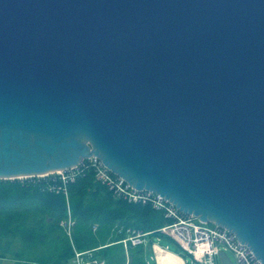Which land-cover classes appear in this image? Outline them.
<instances>
[{
	"label": "water",
	"instance_id": "obj_1",
	"mask_svg": "<svg viewBox=\"0 0 264 264\" xmlns=\"http://www.w3.org/2000/svg\"><path fill=\"white\" fill-rule=\"evenodd\" d=\"M91 157L264 264V0H0V180Z\"/></svg>",
	"mask_w": 264,
	"mask_h": 264
},
{
	"label": "trees",
	"instance_id": "obj_2",
	"mask_svg": "<svg viewBox=\"0 0 264 264\" xmlns=\"http://www.w3.org/2000/svg\"><path fill=\"white\" fill-rule=\"evenodd\" d=\"M52 182L0 180V263L73 264L77 250L91 251L104 264H150L152 248L125 249L121 241L127 228L149 232L150 240L165 236L159 229L171 220L162 210L115 198L92 167L68 183L67 195L51 191ZM69 212L75 221L71 236L61 226ZM155 252L157 264H183L166 249L155 246Z\"/></svg>",
	"mask_w": 264,
	"mask_h": 264
},
{
	"label": "built area",
	"instance_id": "obj_3",
	"mask_svg": "<svg viewBox=\"0 0 264 264\" xmlns=\"http://www.w3.org/2000/svg\"><path fill=\"white\" fill-rule=\"evenodd\" d=\"M86 160L87 164L84 160L79 166L67 171L21 178L33 179L31 181L52 178L50 190L61 191L67 195L68 183L75 181L87 167H92L95 169L97 179L108 187L115 198L129 203L151 204L154 208L162 210L171 223L163 226L159 231L175 240L199 264H221V250L230 251L236 258L235 264H262L256 259L251 249L241 243L230 230L212 223H203L192 215L184 214L158 194L133 188L123 178L105 167L98 158L91 157ZM57 181H61L62 185H57ZM74 224L75 221L70 212L61 222V226L69 236L72 234ZM126 234L127 237L121 241L125 249L129 246H145L150 233L127 228ZM183 263L186 264L184 260ZM73 264H104V261L92 258L91 251L75 250Z\"/></svg>",
	"mask_w": 264,
	"mask_h": 264
},
{
	"label": "rangeland",
	"instance_id": "obj_4",
	"mask_svg": "<svg viewBox=\"0 0 264 264\" xmlns=\"http://www.w3.org/2000/svg\"><path fill=\"white\" fill-rule=\"evenodd\" d=\"M20 181H31L33 179L30 178H18ZM8 180V179H7ZM37 180V179H34ZM152 240V241H151ZM147 240L146 243V248H152V245H157L161 248H165L166 250L179 255L183 258V260L185 261L186 264H199L197 261H195L193 259V257L188 254L175 240H173L170 236L165 235L162 237H156L154 236L152 239ZM153 243V244H152ZM227 255L230 257V259L232 260V262H234V264L236 263V258L235 256L230 252V251H226ZM149 262L150 264H154V260L149 258ZM0 264H13L12 261H1Z\"/></svg>",
	"mask_w": 264,
	"mask_h": 264
},
{
	"label": "crops",
	"instance_id": "obj_5",
	"mask_svg": "<svg viewBox=\"0 0 264 264\" xmlns=\"http://www.w3.org/2000/svg\"><path fill=\"white\" fill-rule=\"evenodd\" d=\"M148 238H149V236H148ZM146 246V245H145ZM155 246H157V245H152V251H153V255H152V257H151V259H154L155 261H156V264H157V258H156V252H155ZM163 249H165V248H163ZM168 251V250H167ZM174 254V253H173ZM176 255V254H175ZM177 256H179V255H177ZM180 257V256H179Z\"/></svg>",
	"mask_w": 264,
	"mask_h": 264
},
{
	"label": "bare ground",
	"instance_id": "obj_6",
	"mask_svg": "<svg viewBox=\"0 0 264 264\" xmlns=\"http://www.w3.org/2000/svg\"><path fill=\"white\" fill-rule=\"evenodd\" d=\"M181 258V257H180ZM181 260H182V258H181ZM182 263H183V260H182ZM184 264V263H183Z\"/></svg>",
	"mask_w": 264,
	"mask_h": 264
}]
</instances>
